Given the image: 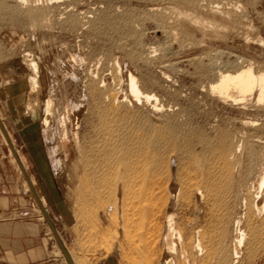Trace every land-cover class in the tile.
Instances as JSON below:
<instances>
[{
  "label": "rangeland",
  "instance_id": "rangeland-1",
  "mask_svg": "<svg viewBox=\"0 0 264 264\" xmlns=\"http://www.w3.org/2000/svg\"><path fill=\"white\" fill-rule=\"evenodd\" d=\"M248 66L264 73V0H0V85L22 102L0 121L73 264H264V101L211 90ZM1 135L0 264L25 230L66 264Z\"/></svg>",
  "mask_w": 264,
  "mask_h": 264
},
{
  "label": "bare ground",
  "instance_id": "bare-ground-1",
  "mask_svg": "<svg viewBox=\"0 0 264 264\" xmlns=\"http://www.w3.org/2000/svg\"><path fill=\"white\" fill-rule=\"evenodd\" d=\"M26 0H22V2H25ZM29 67H30V71H31V75L29 77L30 81H31V85L34 87V85L36 84L35 83V72H37V64L35 62H31L29 63ZM33 72V73H32ZM38 74V73H37ZM218 83L216 85H214V87L211 88V90L215 93H218L220 94V96L222 95H225V96H228L227 93L229 90H234L235 92H237V94L241 95L244 97V94L247 95V93L250 95L253 91H255L254 89L258 88V91H259V100L258 101H264V73H258V74H254L253 70L251 68L248 67H242V68H239V69H236L235 71H233L232 73H228V74H221L219 75L218 77ZM128 82L130 83V90H131V93L134 97H136V99L139 97V96H143L146 100H148L149 98H151L152 96L150 95H146L145 93L141 92L137 83H136V78L134 75H132L131 73H129V76H128ZM35 83V84H34ZM34 84V85H33ZM257 90V89H256ZM256 91V92H258ZM231 92V91H230ZM258 94V93H257ZM139 99V98H138ZM243 99V98H242ZM138 101V100H137ZM50 100H46L44 103H43V114H44V117H43V121H42V127H46L48 126L49 124V121L46 117V115L50 112ZM49 115V114H48ZM1 122V121H0ZM6 132V131H5ZM7 135V134H6ZM76 135V134H75ZM223 140V139H222ZM108 145V144H107ZM219 148V147H218ZM231 146L229 147V145L227 144H221L220 148H219V153L221 154L220 156H222L224 159L227 158V155H228V152L231 150ZM105 149V148H104ZM106 150V151H105ZM102 153H104V157L101 159V162L103 164V166H109V164L112 162V159H114L115 163H116V166L113 164L112 166L113 167H116V170H117V175H119V178L121 180H124L127 176V174L131 171H134L136 169L133 168V165L132 162H129V161H126L125 160V157L121 156V155H110L108 153L109 150H107V148L105 149ZM14 151V150H13ZM216 151V149H215ZM96 153V152H94ZM103 156V155H102ZM89 159V157H88ZM221 160V159H220ZM223 162V161H222ZM146 165V164H145ZM150 166V164H149ZM151 168V167H150ZM226 169V168H225ZM23 172L26 173L27 175V172H26V168L23 167ZM24 173V174H25ZM25 175V176H26ZM85 177V176H84ZM107 178V177H106ZM90 179V178H89ZM260 183H259V187L260 188L261 186L264 185V178H261L260 179ZM26 182V181H25ZM30 182V186L31 188H33L34 190V193H36V196L38 197V194H37V191L35 190L34 186H33V182L29 181ZM84 182V180H83ZM82 182V183H83ZM80 183V182H79ZM85 183V182H84ZM88 183V182H87ZM85 183V184H87ZM126 184V183H124ZM127 185V184H126ZM26 186L28 187V190L29 192H31L30 188H29V185L26 184ZM79 186V185H78ZM84 186V185H83ZM259 191V190H258ZM76 192V191H75ZM81 192V191H80ZM83 192V191H82ZM82 192L80 194H82ZM79 193V192H78ZM90 193V192H89ZM251 193V192H250ZM258 194V193H257ZM33 196V195H32ZM75 197V196H74ZM77 199V198H76ZM255 199V198H254ZM33 200L36 201L35 197L33 196ZM38 202L41 203V207H43V209L45 208L44 204V200L42 198H37ZM87 198H85V192H84V195L82 194L80 196V202L77 201L78 203H81L84 205L86 202H87ZM245 204L244 206H248V208L251 207V203L249 200H247L245 198ZM264 201V200H263ZM252 206H253V202H252ZM38 207V206H37ZM254 207L260 211V210H263L264 209V202L263 204L260 205V208L257 207V203L254 204ZM257 211V212H258ZM259 213V212H258ZM261 213V211H260ZM259 213V214H260ZM83 215V214H82ZM237 222V221H236ZM238 224V222L236 223ZM168 226H170V229L172 230V232H174V230L172 229V225H171V218L169 217L168 219ZM261 226V225H260ZM253 227V225H252ZM258 228V227H257ZM237 230V234L235 236V248L233 249V253H232V257L235 258L237 255H238V251H237V247H240V246H243L244 245V242H246V239H247V234H245V232L239 227V224L236 228ZM261 230L262 231H259L260 234L264 233V211L262 213V226H261ZM251 231V230H250ZM255 232V231H254ZM177 234V233H176ZM250 234V233H249ZM259 233H257V236H258ZM259 234V235H260ZM179 237L180 235L177 234ZM249 237V236H248ZM256 240V239H255ZM258 240V239H257ZM256 240V241H257ZM197 244V247L199 249H201V245L198 243ZM257 244V243H256ZM255 250V249H254ZM233 260V259H232ZM75 263V262H74Z\"/></svg>",
  "mask_w": 264,
  "mask_h": 264
},
{
  "label": "crops",
  "instance_id": "crops-1",
  "mask_svg": "<svg viewBox=\"0 0 264 264\" xmlns=\"http://www.w3.org/2000/svg\"><path fill=\"white\" fill-rule=\"evenodd\" d=\"M17 106H22V102L20 101V93L18 90L14 89L12 87L11 83H3L0 85V107H12L14 110H18ZM2 125L4 126V130L6 131L5 125L3 122H1ZM1 134V131H0ZM7 134V132H6ZM3 137V135H1ZM8 136V135H7ZM4 140L6 141L5 137H3ZM10 140V139H9ZM10 144L12 146V142L10 141ZM13 148V147H12ZM8 150L10 151L9 147ZM16 156L17 152L13 148ZM12 154V153H11ZM18 158V157H17ZM20 161V159L18 158ZM20 163V162H19ZM21 165V163H20ZM21 174V172H20ZM8 172H6L5 167H0V191H4V187L6 185L3 183L2 178L7 177ZM49 227V226H48ZM27 231V232H26ZM24 234L27 236H22L23 234H20L18 237V240H22L20 243V248L19 250L24 251L21 255L22 257L20 258L19 262H11L8 261L6 264H60L57 262V258H52L49 257L45 258V248L44 245H40V238L37 237V241L39 242L38 245L30 246L27 243L29 242V235L30 231L25 230ZM42 242V241H41ZM23 245V246H22Z\"/></svg>",
  "mask_w": 264,
  "mask_h": 264
},
{
  "label": "water",
  "instance_id": "water-1",
  "mask_svg": "<svg viewBox=\"0 0 264 264\" xmlns=\"http://www.w3.org/2000/svg\"><path fill=\"white\" fill-rule=\"evenodd\" d=\"M0 131H1V134L3 135V137H5L6 142H7V145H8V147H9L10 151H12L13 156H14V158H15L17 164L20 166V168H21V170H22V172H23V168H22V166L20 165V163H19V161H18V159H17V156L15 155V152L13 151V148H12V146H11V144H10V140H9L8 136L6 135V132H5V130H4L3 125H2L1 122H0ZM23 174H24V172H23ZM24 178L27 180V183H28V185H29V188H30V190H31V193L34 195V197H35V199H36V201H37V203H38V207H40V210H41V212H42V215H43L44 221H46L47 226H49V229H50L52 235H53L54 238H55V242H56V244H57L59 250H61L62 254L64 255V258H65L66 264H73L72 261H71V258H70V256H69V254H68V252H67V250L64 248V246H63V244H62V242H61L59 236H58L57 233H56V230H55V227H54L53 221H51L49 215L47 214V211H45V210L43 209V207H41V205L39 204V202H38V200H37L36 193H34V191L32 190V188H31V186H30V182H29V180L26 178L25 174H24Z\"/></svg>",
  "mask_w": 264,
  "mask_h": 264
}]
</instances>
